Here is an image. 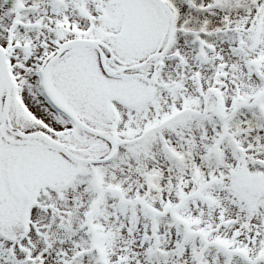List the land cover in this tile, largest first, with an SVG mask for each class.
<instances>
[{
	"label": "snow or ice",
	"instance_id": "6c2138e0",
	"mask_svg": "<svg viewBox=\"0 0 264 264\" xmlns=\"http://www.w3.org/2000/svg\"><path fill=\"white\" fill-rule=\"evenodd\" d=\"M0 264H264V0H0Z\"/></svg>",
	"mask_w": 264,
	"mask_h": 264
}]
</instances>
